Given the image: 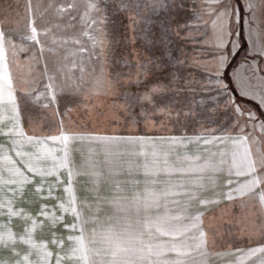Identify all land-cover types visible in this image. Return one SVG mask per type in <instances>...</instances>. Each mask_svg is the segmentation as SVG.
<instances>
[{"label":"snow or ice","instance_id":"snow-or-ice-1","mask_svg":"<svg viewBox=\"0 0 264 264\" xmlns=\"http://www.w3.org/2000/svg\"><path fill=\"white\" fill-rule=\"evenodd\" d=\"M197 7L191 19L185 17L180 23L176 17L184 8L183 0H116L114 4L112 0H28L21 35L36 46L38 53L48 51L53 55L49 83L43 90L16 86L14 68L21 67L17 56L30 49L10 35L19 29L6 28L0 22V136L4 138L0 143V264H52L53 256L55 264H211L210 257L220 253L210 249V226L204 223L201 207L215 204L222 197L231 200L246 194L253 195L264 207V136L253 135L257 127L264 133V72L260 70L264 31L254 24L257 10H264V0H201ZM145 9L146 13L142 11ZM73 10H79L82 28L68 36L65 30L70 25L59 20L66 11ZM115 13H132L128 18L133 31L137 18L146 20L143 36L149 43L160 44L163 56L174 61L176 67L183 61L169 51V35L193 27L207 29L210 23L211 34L206 31L202 35L217 52L212 80L216 96L211 97L213 108L201 115L217 124V97L223 93L230 123L188 135L187 125L197 115L192 108L202 106V97L195 105L191 101L183 105L188 111L175 112L177 122L184 117L185 132L181 135L119 136L72 131L63 114L56 134L46 133L49 109L60 111L58 93L107 91L117 83L121 73H110L106 67L107 52L114 42L109 25L115 26ZM68 19L75 17L69 15ZM153 28L159 30L158 37L152 34ZM237 29L247 31L248 48L245 57L232 66L230 57L240 46L238 39H232L240 36ZM69 41L74 45L69 54L79 58L72 67L79 65L81 76L71 80L65 75L57 84L63 69L61 61L66 58L61 52ZM92 53L100 58V65L88 77L83 65ZM161 59L153 55L137 65V77L130 83L146 91L142 95L126 93V98L152 101L160 85L149 87L146 77L152 68L163 67ZM26 67L31 69L30 64ZM241 68L248 71L242 73ZM171 75L177 79L175 72ZM233 90L257 101V106L237 102ZM65 111L70 114L72 109L67 107ZM25 123L30 130H26ZM249 128L253 133L248 132ZM81 141L91 142L92 146L73 147V142ZM120 142L152 145L151 159L146 151L142 152V163L114 159L110 146ZM162 145L167 148L162 149ZM192 145L196 147L189 151ZM209 145L220 147L213 150ZM177 148H183V154ZM233 169L237 176L247 179L236 181V187H231L234 181L228 180L225 196L220 191L218 174L226 170L231 175ZM4 171L9 174L7 180L3 179ZM80 176L89 178L84 182L83 197L77 195ZM104 191L111 195H104ZM68 214L71 222L66 221ZM61 228L78 234L65 236ZM162 236L172 239L163 240ZM21 244L28 248H21ZM50 244L60 247L54 252ZM231 252L238 254V262L264 264V242ZM166 253L175 255L165 258Z\"/></svg>","mask_w":264,"mask_h":264},{"label":"rangeland","instance_id":"rangeland-1","mask_svg":"<svg viewBox=\"0 0 264 264\" xmlns=\"http://www.w3.org/2000/svg\"><path fill=\"white\" fill-rule=\"evenodd\" d=\"M28 0H0V22H3L6 28L19 29L12 31L10 35L18 43H25L30 50L21 51L17 59L20 61L21 67L14 68L15 83L18 88L32 87L43 90L49 83L48 76L52 69L53 55L48 51L38 53L36 46L29 44L23 39L21 33L25 30L26 18L28 16L27 5ZM35 2V0H34ZM61 2L72 3L74 0H61ZM78 2V0H76ZM113 4L116 0H112ZM184 8L177 14V20L184 23L185 17L191 19L193 11H198V5L201 0H183ZM259 2V0H256ZM6 5H11L10 9ZM110 11L112 9L110 8ZM135 9H133V12ZM146 13V9L142 10ZM132 13H115L113 19L115 26L109 25L110 30L114 34V42L108 49L107 58L109 64L108 71L115 74L121 73L116 77L117 83L114 87L107 91L99 92H79L58 93L60 98L59 113L49 109L50 120L44 131L50 134H56L58 128V120L60 115H64L67 128L72 131H96L101 133H114L136 135H162V134H183L185 126L183 124V115L181 121L177 122L175 112L184 113L188 111L183 105L191 101L194 105L197 101L203 104L201 107H193L192 112L196 113L194 121L187 125V134H195L201 132L202 129H214L220 124H228L230 112L225 111V99L223 93L218 100L219 112L216 113L218 118L217 124L209 123L203 119L201 114H207L208 110L213 108L211 97L216 96L215 85L212 83L215 73V56L216 49L212 43L206 42L202 33L209 32L211 34V24L207 29L202 27H193L178 34L172 33L168 39L171 41L169 51L173 56L177 57L183 63L176 67L174 61L169 57L163 56L162 46L155 41L149 43L143 36L146 31V20L137 18L136 30L133 31L129 15ZM69 15L74 16L75 20H69ZM245 19L247 17L245 16ZM61 24H68L65 34L73 35L81 30L82 25L79 18V10L66 11L65 15L60 18ZM195 24L196 21L193 20ZM254 24L264 31V10H257L256 20ZM241 32L239 37L233 36L232 39H238L239 49L232 53L230 63L232 66L238 64L246 55L248 48L247 31L237 29ZM152 34L159 36L157 28L152 29ZM113 39V37H110ZM74 45L69 41L68 45L62 50L61 56L66 57L61 61L63 69L59 73L56 81L63 80L67 75L71 80H76L81 76V68L78 65L73 68V63H78V57L70 55ZM90 47V45H89ZM231 45H229V48ZM91 59H85L84 70L88 77L92 75L93 68L98 70L100 58L94 53L90 54ZM155 56H161L159 61L163 67L152 68L146 79L152 85H160L159 89L152 94V101L133 100L126 93H137L142 95L146 88L137 86L130 81H135L139 69L137 65L142 61L151 59ZM31 65L29 70L26 66ZM48 65L46 68L45 65ZM261 72H264V61L260 65ZM242 73L248 71L247 68H241ZM177 74V79H173L171 73ZM232 73V67L228 69V75ZM141 79L145 77L141 74ZM87 80V78H86ZM19 94V93H18ZM233 95L237 98V102L247 107H256L257 101L242 97L239 92L233 90ZM71 107L72 111L68 114L65 110ZM142 108L144 111H142ZM161 108L168 109L160 111ZM26 130H30V126L25 123ZM249 133H253L251 128ZM31 134V132H30ZM253 135L257 137L264 136L259 129L256 128ZM4 142V138L0 136V143ZM3 179H9V174L4 171ZM86 182V180H85ZM84 184L78 183L77 186L82 187ZM3 187V185H0ZM62 190V186H61ZM108 195L111 193L107 192ZM2 195V194H0ZM78 196L83 197V190L78 191ZM54 204L55 201H47ZM20 207V205H17ZM205 211L203 217L204 223L210 226L208 244L212 252L220 253V255H212L210 257L211 264H228V262H237V264H248L247 261L238 262V254L232 253L234 248H247L255 246L257 243L264 242L261 235L264 234V207L253 195L239 200L222 202L219 206L201 207ZM174 212L179 209H173ZM104 216V212H101ZM67 222L72 221L71 214L66 217ZM105 221V226L107 225ZM64 235L78 234V232H70L61 228ZM161 239L169 240L171 237L162 236ZM21 248H28L27 245L21 244ZM49 247L55 252L59 249V245L50 244ZM65 250H67L65 248ZM225 253H229L225 255ZM175 254L166 253L165 258L172 257ZM259 255V254H257ZM36 259L35 256L31 257ZM52 264H55V256L52 258ZM67 264V262H65Z\"/></svg>","mask_w":264,"mask_h":264},{"label":"crops","instance_id":"crops-1","mask_svg":"<svg viewBox=\"0 0 264 264\" xmlns=\"http://www.w3.org/2000/svg\"><path fill=\"white\" fill-rule=\"evenodd\" d=\"M106 134L119 135V136H127L128 135L127 133H126V135L125 134H123V135L122 134H114V133H106ZM142 134H145V133H142ZM142 134L137 133L136 135H142ZM147 134H148L147 136H161V135H153V133L152 134L147 133ZM195 134H197V133H195ZM162 135L168 136V135H181V134H162ZM188 135H194V134H188ZM80 145H84L85 147L92 146L91 142H88V141L73 142L74 148H78ZM195 147H196L195 145H192L190 147L189 151L194 150ZM207 147H209L213 150H216L220 146L219 145H209ZM161 148L166 149L167 145H162ZM110 151L113 155V158L117 159L119 161H124V162L132 161L135 163H142L143 160L145 159L144 155L142 154V152H144V151H146L149 154L148 158L151 159L152 145H150V144L142 145L139 143L131 144V143H126V142H120L119 144L111 145ZM176 151L179 152L180 154H183L184 150H183V148H177ZM172 159H175V156H173ZM218 176H219L220 191H222L225 194V196L227 194V187H228L227 181L228 180L234 181V183L231 185V187H236V183H235L236 181H239L242 183L245 179H247V177L244 175L237 176L235 174L234 169H233V172L231 175H229V173L225 170V171H221L218 174ZM120 178L124 179L125 177L121 176ZM140 178H143V177L141 176ZM88 179L89 178L86 176H80V177H78L77 182L84 184L85 180L88 181ZM83 187H84V185L82 187H79V189L82 190ZM104 195H108L107 191H104ZM250 196H252V195L246 194L243 197H234L231 200H228V199L222 197L219 200V202L212 204V205H209V206H206V207L219 206L220 204H222V202L239 200V199L247 198ZM202 207H204V206H202Z\"/></svg>","mask_w":264,"mask_h":264}]
</instances>
